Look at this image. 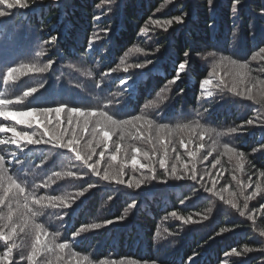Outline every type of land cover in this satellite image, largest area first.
I'll return each instance as SVG.
<instances>
[{
  "label": "trees",
  "instance_id": "trees-1",
  "mask_svg": "<svg viewBox=\"0 0 264 264\" xmlns=\"http://www.w3.org/2000/svg\"><path fill=\"white\" fill-rule=\"evenodd\" d=\"M28 3L27 9H13L10 10L12 15L0 17V94L3 98L15 99L30 87H37L38 92L20 104L8 105V110L27 111L31 107L67 104L106 110L118 119L142 115L173 129L178 124L195 126V121H200L204 129L215 131L210 135L203 132L204 148L199 150L195 161L197 178L203 176V181L165 177L156 164L157 179L152 180L148 174L140 188L131 189L126 184L100 179L66 150L40 145L27 146L21 153L14 145H0L6 166L8 161L16 163L11 156V151L16 150L17 157L22 159V163L17 164L27 176L25 180H17L19 176L13 178L25 192L19 194L13 188L0 205V231L11 233V229L16 228L11 240L0 241V256L12 247L13 264H30L27 258L37 236L34 225L40 224L43 230L39 233L41 245L36 264H67L69 260L75 264L77 258L81 264H101V261L104 264H264V237L259 236L264 230V211H261L264 177L260 176L264 171V148L261 147L264 146V100L260 104L255 102L261 99L260 89L264 87L261 83L264 82V53L259 52L264 47V0H241L236 12L232 10L233 0H213L212 5L208 0H172L171 3L168 0H113L112 3L106 0H28ZM178 15L184 17L183 23L173 21L166 32L153 23V20L163 22ZM106 27L111 29L108 34L104 32ZM144 28L148 29L147 33L142 32ZM52 36H56L57 41L45 43ZM157 47L159 52H156ZM136 48L141 51H135ZM185 51L190 53L191 68L181 73V79L175 84H170L168 81L174 78ZM210 51H216L217 55L208 56ZM221 56L249 65L247 81L256 84L254 100L236 97L227 89L221 91L216 87L221 77L229 87L233 81L238 88L244 87L238 83L234 70L227 65L217 67ZM49 60L54 63L47 72H30L26 76L21 71L14 74L15 78L7 85L3 84L2 76L8 66L41 67ZM145 60L153 62L143 70L147 75L140 77V70L134 68H129L128 73L123 71L128 64ZM113 67L117 69L115 73L110 72ZM214 68L218 75L209 86L214 98L205 101L201 83ZM87 71L92 75H86ZM124 76L136 81L130 96L126 94L129 89L121 92L118 83ZM41 83L46 86L39 89ZM97 83L101 87H97ZM206 106L210 112H204ZM65 117L66 113L62 114V119ZM249 118L254 119L253 125L246 124ZM0 123L16 127L18 131H38L35 127L27 129L16 124L14 120L0 118ZM232 128H236V132H231ZM118 135L113 137L114 141ZM180 135L187 138L188 132ZM0 136L10 137L11 133ZM128 143L151 151L146 143L131 140ZM225 145L243 152V161L234 153L226 154ZM80 146L82 155L89 151L84 141ZM111 146L110 142V149ZM176 148L182 161H188L186 149L179 143ZM101 150L96 149L93 161L99 159ZM205 154L207 158L201 160ZM169 155L174 158L177 153L170 151ZM107 156L108 153L100 164L101 175L110 163ZM141 162L147 163L146 160ZM172 163L176 161L170 160L169 167ZM179 167L182 168V163ZM124 171L123 179L131 180L134 185L146 172L134 173L130 161ZM56 172L62 173L61 177H56ZM67 172L74 175H63ZM233 175L243 182L245 195L257 193L247 201L244 217L225 202L235 199L241 209L245 203ZM213 180L216 182L213 192L227 189L222 193L223 199L204 190V186L212 187ZM93 183L96 187L89 189L84 197L76 195ZM7 188L5 179L0 197ZM233 192L237 193L236 197L230 195ZM33 196L45 199L35 204ZM49 196H65L75 203L68 208L60 207L58 202L49 201ZM133 202L134 208L129 206ZM25 203L38 215L33 216L24 207ZM9 209L14 213L11 221L7 218ZM172 212L176 213L175 217ZM249 215L255 222L248 219ZM61 216L64 219H60ZM118 216H123V221L103 226L105 220ZM95 223L102 227L92 229L90 225ZM81 226H87L88 231L74 238V232ZM225 228L228 231H223ZM61 243L68 247L59 249L57 245ZM246 247L253 251L245 252ZM233 248L241 255H229ZM85 256L87 261L83 260Z\"/></svg>",
  "mask_w": 264,
  "mask_h": 264
},
{
  "label": "snow or ice",
  "instance_id": "snow-or-ice-1",
  "mask_svg": "<svg viewBox=\"0 0 264 264\" xmlns=\"http://www.w3.org/2000/svg\"><path fill=\"white\" fill-rule=\"evenodd\" d=\"M107 3H112L113 0H106ZM169 3L172 0H168ZM241 3V0H233L232 10L233 12L237 11V6ZM208 4L212 5L213 0H208ZM0 17H5L12 15L13 13L10 10L13 9H27L29 7L28 0H0ZM159 11V9H157ZM184 17L182 15L175 16L171 19H165L163 22L160 20H153V23L157 26L163 28L166 32L168 28L172 26L173 21L175 23L180 24L183 23ZM110 28H105V34L110 33ZM148 29H142L143 33H147ZM95 39V38H93ZM57 37L52 36L49 41H45V43L56 42ZM135 51H141L140 48L134 49ZM91 51V48L89 49ZM160 48H156V52H159ZM260 53H264V47L259 49ZM37 55H43L42 53H37ZM184 60L178 63V68L176 70V74L174 78L168 83L175 84L177 80L181 79V73H185L186 70L191 68V59L190 53L185 51L183 53ZM208 56H216V51H210L207 53ZM54 61L49 60L45 65L38 67L36 65H21L20 67L8 66L6 72L2 76L3 84L7 85L10 80L15 78L14 74L23 71L24 75H28L30 72L35 73H44L47 72L50 68H52ZM153 62L150 60H145L143 62H137L134 64H128L124 66L123 71L128 73L129 68H134L139 71V76L143 77L147 75L148 72L143 71L146 65H151ZM227 65L229 68L234 70L235 76L238 78V83L240 85H244L243 89L238 88L237 82L233 81L232 86L229 87L226 80L221 77L216 81V87L220 88L221 91L227 89L229 92L233 93L234 96L240 97L246 100H254L253 96V88L256 87L255 83H250L247 81L248 69L249 65L247 63H240L237 59H234L229 56H221L219 64L217 67H222ZM70 68L75 67L74 65H69ZM117 69L115 67L110 69L111 73H115ZM88 76H91L92 73L87 71L85 73ZM109 73H105L108 75ZM218 73L216 69H213V72L210 74L208 78H204L201 83V88L203 89L202 97L205 101H208L209 98H214V93L209 89V86L213 85L214 80H216ZM118 83L121 85V92H124L125 89H129L126 93L127 95H131L135 90L136 81L130 76H124L119 78ZM264 84V82H261ZM45 83H41L39 85V89L44 88ZM97 87H101L100 83H97ZM38 92L37 87H30L23 92V96H17L15 99L3 98V95L0 94V118H3V121L14 120L16 124L23 125L27 129H32L35 127L38 131L28 132V131H18L16 127H9L0 123V134L11 133L10 137L0 136V145H14L15 149L21 153H24L27 149V146H40V145H50L56 149L66 150L68 153H72L75 156L77 161L82 162V164L87 167L91 173L100 177V179L104 181L114 182L117 185H125L127 188H140L141 183L144 178H147L148 174H150V178L152 180L157 179V172L155 165L158 164L159 168L163 170V175L165 177L171 176L176 180H183L185 178L192 180L193 182L200 183L203 181V176H200L199 180L197 178V169H196V158L198 156L199 150L204 148L203 140L204 135L203 132H207L209 135L214 132V129H204L203 125L200 121H195V126L190 124H178L175 129L171 128L166 123H156L152 119H148L142 115H131L126 119H118L115 118L114 115L109 114L106 110L100 109H86L81 107H72L67 104H60L59 106H45V107H31L27 111H12L8 110V105L20 104L23 102L25 98L33 97L34 94ZM182 93V90H181ZM261 99L256 100L257 104L261 103V100H264V87L260 89ZM107 108V105H105ZM204 112H210L209 107H204ZM66 113V117L62 119V114ZM203 115V113H201ZM247 125H253L254 119L249 118L246 121ZM196 129H202V131H196ZM187 131L188 136L184 138L181 133ZM231 132H236V128L230 129ZM195 132V135L192 133ZM117 139L114 141L113 137L117 136ZM217 135H223L224 133H216ZM85 136L88 137L85 140ZM179 136V139L177 137ZM198 138V139H197ZM140 141L142 143H146L151 146V151L141 148L137 144L128 143V141ZM81 141H84V146L89 150L86 154L82 155V149L80 146ZM112 144L111 149L109 148V144ZM179 143L180 147L186 149V154L189 157L188 161H182L181 154L177 152L176 144ZM197 145L195 148L191 147L192 145ZM264 148V146H261ZM101 148L102 150L99 152V159L93 161V156L96 155V149ZM12 150L11 156L12 160L16 161V163H22V159L17 157V151ZM213 151L216 150L215 146H213ZM176 152L177 155L173 158L169 155V152ZM224 152L226 154L234 153L235 156L243 161L244 153L236 152L235 149L224 146ZM106 153H108L107 159L110 162L108 168L105 169L103 175L100 172V164L105 160ZM207 154L200 157L201 160L206 159ZM231 158V157H230ZM175 160L176 163H172L171 167H169V161ZM142 160H146L147 163L141 162ZM91 161V163H89ZM130 161L131 168L135 173L137 170H146V172L142 175L141 179L135 180V185L130 180L126 182L123 177L125 175L124 169L128 166ZM11 165L12 161L7 162ZM182 163V168L179 165ZM220 161L217 160L216 164H219ZM114 164L116 166H114ZM6 165V160L3 155H0V187H3V183L5 179L8 181V188L5 191L3 197H0V205H3L5 200L8 198V193L11 192L13 188L17 190L19 194H23L25 192L24 187H22L11 175H8V167ZM215 167V165H213ZM239 167L242 169L243 164L241 163ZM62 173L56 172V177H61ZM63 175L72 176L74 173L67 172ZM260 176L264 177V171L260 172ZM135 179V177H133ZM233 180L236 181L237 186L239 187V196H243L245 203L243 204V209L240 208L235 199H229L225 201L230 204L232 208L237 209L239 215L241 217L245 216L246 210H248V200L253 199L257 193L252 192L248 195H245V186L243 182L237 178L235 175L232 177ZM161 182H167L166 180H162ZM43 186V185H42ZM251 186V185H248ZM96 184H89L84 188L83 191L78 192L76 195L78 197H84L85 193L88 192L89 189L95 188ZM216 187V182L213 180L212 187L208 188L204 186V190L208 192H213V189ZM227 189H221L220 192H213V195H219L221 199H223V191ZM232 197H236L237 193H230ZM29 197H25L27 200ZM45 197L36 198L32 197V202L35 204H40ZM49 201H56L60 207L68 208L71 207L72 204L75 203L74 200H70L65 196H49L47 197ZM111 199V197H109ZM51 206L56 207L57 204H52ZM130 207H135L136 204L133 202ZM24 207L28 209L29 212L32 213L33 216L38 215V213L33 212L31 208L28 207V204L25 203ZM261 211H264V206H262ZM11 209H9L8 220H12ZM67 215V213H65ZM172 216H176L175 212H172ZM207 219V217H204ZM60 219H64L63 216ZM123 216H118L115 219H107L104 221L103 226H110L114 223L123 221ZM191 219V217H189ZM248 219L254 221V217L252 215L248 216ZM187 222V221H186ZM35 229L37 230V236L35 245L33 247L31 255L28 256V261L30 264H36V256L39 252V247L41 245V237L40 232L43 230L42 225L35 224ZM92 229H100L102 225L100 223H95L90 225ZM22 230V229H21ZM88 231L87 226H81L77 231L74 232V238H79L82 233ZM223 231H228L227 228L223 229ZM16 233V228L11 229V233H5L0 231V241H9L12 238V235ZM260 237H264V230L259 232ZM79 242L78 239L75 241ZM7 246V245H6ZM57 247L61 250L68 247V244L61 243L57 245ZM245 252H252L253 249L251 247H246ZM12 247H8L7 251L4 252L2 256H0V264H13V260L11 257ZM229 255L239 256L241 253L237 251V249L233 248ZM83 260L87 261L88 257H83ZM67 264H73L71 260L67 261ZM75 264H81V260L77 258L75 260ZM101 264H104L101 261Z\"/></svg>",
  "mask_w": 264,
  "mask_h": 264
},
{
  "label": "rangeland",
  "instance_id": "rangeland-1",
  "mask_svg": "<svg viewBox=\"0 0 264 264\" xmlns=\"http://www.w3.org/2000/svg\"><path fill=\"white\" fill-rule=\"evenodd\" d=\"M5 166H6V165H5ZM6 167H7V166H6ZM8 175H11V176L14 178V176H13L12 174H10L9 171H8Z\"/></svg>",
  "mask_w": 264,
  "mask_h": 264
},
{
  "label": "bare ground",
  "instance_id": "bare-ground-1",
  "mask_svg": "<svg viewBox=\"0 0 264 264\" xmlns=\"http://www.w3.org/2000/svg\"><path fill=\"white\" fill-rule=\"evenodd\" d=\"M54 60V59H53Z\"/></svg>",
  "mask_w": 264,
  "mask_h": 264
}]
</instances>
